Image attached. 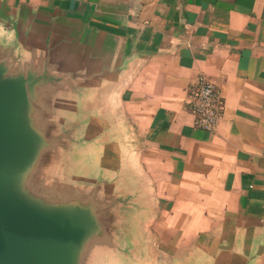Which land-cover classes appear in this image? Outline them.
Instances as JSON below:
<instances>
[{
  "label": "crops",
  "instance_id": "1",
  "mask_svg": "<svg viewBox=\"0 0 264 264\" xmlns=\"http://www.w3.org/2000/svg\"><path fill=\"white\" fill-rule=\"evenodd\" d=\"M0 80L41 137L25 175L94 218L75 264H264V0H0Z\"/></svg>",
  "mask_w": 264,
  "mask_h": 264
},
{
  "label": "water",
  "instance_id": "2",
  "mask_svg": "<svg viewBox=\"0 0 264 264\" xmlns=\"http://www.w3.org/2000/svg\"><path fill=\"white\" fill-rule=\"evenodd\" d=\"M25 86L0 80V264H75L95 223L89 211L61 200L57 208L30 203L31 195L24 197L16 187L30 181L25 173L37 160L41 143V137L26 134Z\"/></svg>",
  "mask_w": 264,
  "mask_h": 264
},
{
  "label": "built area",
  "instance_id": "3",
  "mask_svg": "<svg viewBox=\"0 0 264 264\" xmlns=\"http://www.w3.org/2000/svg\"><path fill=\"white\" fill-rule=\"evenodd\" d=\"M188 109L195 116V128L214 134L221 119V97L217 86L206 77H201L199 86Z\"/></svg>",
  "mask_w": 264,
  "mask_h": 264
},
{
  "label": "rangeland",
  "instance_id": "4",
  "mask_svg": "<svg viewBox=\"0 0 264 264\" xmlns=\"http://www.w3.org/2000/svg\"><path fill=\"white\" fill-rule=\"evenodd\" d=\"M30 179H34V177H31ZM52 179L53 178L50 176V180ZM16 185L19 192L24 191V197L26 193L31 195L27 199L30 203L40 201L43 204H49L51 207L57 208V204L60 202L57 191V182L55 181H50L49 185L44 182H35L33 180L24 183L19 182Z\"/></svg>",
  "mask_w": 264,
  "mask_h": 264
}]
</instances>
